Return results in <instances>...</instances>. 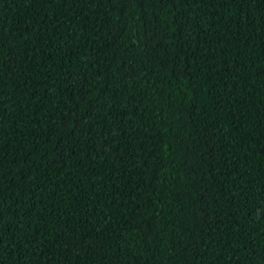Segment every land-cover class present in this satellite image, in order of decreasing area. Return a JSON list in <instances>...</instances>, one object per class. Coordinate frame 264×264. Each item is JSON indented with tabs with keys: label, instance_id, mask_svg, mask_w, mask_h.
<instances>
[{
	"label": "trees",
	"instance_id": "16d2710c",
	"mask_svg": "<svg viewBox=\"0 0 264 264\" xmlns=\"http://www.w3.org/2000/svg\"><path fill=\"white\" fill-rule=\"evenodd\" d=\"M0 264H264V0H0Z\"/></svg>",
	"mask_w": 264,
	"mask_h": 264
}]
</instances>
